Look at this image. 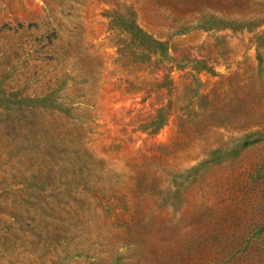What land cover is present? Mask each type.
Masks as SVG:
<instances>
[{
  "label": "rangeland",
  "instance_id": "rangeland-1",
  "mask_svg": "<svg viewBox=\"0 0 264 264\" xmlns=\"http://www.w3.org/2000/svg\"><path fill=\"white\" fill-rule=\"evenodd\" d=\"M0 264H264V0H0Z\"/></svg>",
  "mask_w": 264,
  "mask_h": 264
}]
</instances>
